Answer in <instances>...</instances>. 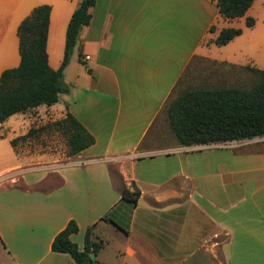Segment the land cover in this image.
<instances>
[{
  "label": "crops",
  "instance_id": "0c3cea01",
  "mask_svg": "<svg viewBox=\"0 0 264 264\" xmlns=\"http://www.w3.org/2000/svg\"><path fill=\"white\" fill-rule=\"evenodd\" d=\"M78 2L0 0V74L19 64L17 27L41 4L51 7L46 50L57 69ZM254 5L230 20L219 14L217 0H97L89 8L75 47L89 55L84 72L62 75L69 91L55 104L15 113L31 120L24 131L14 135L0 126V264H77L51 250L69 220L77 223L70 238L79 249L93 225V240L103 242L100 264L114 258L139 264L137 257L148 255L155 256L152 264H264V144L217 155L206 145L159 143L167 140L162 114L188 69L203 62L216 74L256 67L254 50L264 31L252 30L264 20V0ZM247 16L255 20L251 27ZM224 27L242 33L224 45L212 43ZM83 75L93 82L83 83ZM66 112L94 136L80 153L66 156L65 145L62 157L11 145L30 127ZM216 174L225 188L207 186ZM134 186L140 190L136 202L122 200L123 188ZM105 214L111 221L101 219ZM190 217L199 228L197 234L190 230L196 243L187 251ZM219 232L227 236L223 263L213 259Z\"/></svg>",
  "mask_w": 264,
  "mask_h": 264
},
{
  "label": "trees",
  "instance_id": "16d2710c",
  "mask_svg": "<svg viewBox=\"0 0 264 264\" xmlns=\"http://www.w3.org/2000/svg\"><path fill=\"white\" fill-rule=\"evenodd\" d=\"M97 0H79L69 19L64 53L57 69L50 67L46 50L51 7L41 4L33 7L17 27L20 62L6 68L0 74V126L9 116L25 113L40 105L51 106L58 102L61 93L69 86L63 80V70L78 44V36L90 21L89 8ZM254 0H217L219 14L226 19L245 15ZM254 18L247 16L245 24L254 25ZM214 27H210L213 31ZM242 33L241 28L224 27L211 40L221 46ZM79 56L81 52L78 51ZM257 76L249 88L221 86L215 88H186L171 97L164 111L171 134L175 141L184 146L209 145L228 141H239L264 136V68L245 66ZM48 128L59 132L65 143L66 156L80 153L92 145L94 136L70 112L60 119L38 127H30L22 136L12 138L13 147L26 137L39 136L40 130ZM5 134L0 131V138ZM140 190L134 186L124 187L121 199L135 203ZM111 221L109 214L101 218ZM92 226L84 234L83 249H79L70 236L78 230L75 220H69L51 242V250L67 253L77 264H100L96 255L103 246L101 240H93ZM95 253V258L90 253Z\"/></svg>",
  "mask_w": 264,
  "mask_h": 264
},
{
  "label": "rangeland",
  "instance_id": "374dc122",
  "mask_svg": "<svg viewBox=\"0 0 264 264\" xmlns=\"http://www.w3.org/2000/svg\"><path fill=\"white\" fill-rule=\"evenodd\" d=\"M259 5V0H255V5ZM264 8V7H263ZM237 22V21H236ZM260 28L261 31H264V20H259L256 22V27L252 30H258ZM83 55L78 54V50L75 48L71 54L70 61L68 65L63 70V75L68 78H72L74 73L77 70H83L86 65L90 64V61H86V63L83 61ZM253 64L258 68H264V40L259 45V48H256L254 50V60L252 61ZM210 64L201 63L198 67L192 69H188L185 73V75L181 78L179 81V84L177 85V88L173 91L171 94V97L175 96L178 92H180L183 89L186 88H198V87H205V88H215V87H221V86H240L249 88L257 80V76L252 73L250 70H243V71H236L233 70L232 72H229L227 74H216V73H210L209 69ZM87 73V70L85 71ZM83 83H92L93 81H90L87 79L85 75H83L82 79ZM60 106V105H57ZM42 108H46L45 106H42ZM23 114H15L10 116L6 121L2 123V131L7 130L10 134L17 135L18 133L24 131L27 129L30 125L31 120ZM162 123L160 122V128H162L163 135L166 136V141L159 142L161 144L172 142L174 141V137L170 132V129L167 124L165 111L162 114ZM37 121V120H36ZM51 121H44L40 123L41 125L50 124ZM36 125V124H35ZM38 124V126H41ZM1 131V130H0ZM243 142V141H242ZM248 143H240L237 144V142H224V143H214L210 145H206L203 147H206V150H213L215 154L220 155L222 153H225V151L233 152L235 149L250 145V144H264V136L260 137H254L250 140H246ZM20 147L31 151L32 153L34 151H46L48 153H54L55 156L58 154L59 156H64V140L59 132H57L55 129L48 128L47 130H40L39 136L34 137H26L23 140H19L17 143ZM204 148H200L199 150H203ZM204 149V150H205ZM5 150L4 147L0 144V154L3 153ZM189 150V149H188ZM197 150L196 148L190 149L189 151ZM198 152V151H197ZM207 153V152H206ZM2 156H0V162L2 161ZM54 159V158H52ZM208 159V156H207ZM47 163L50 161H46ZM212 164L214 169H220L217 162V165L213 163ZM223 165V164H222ZM216 167V168H215ZM225 170V169H224ZM220 171V170H218ZM210 184H213L215 190H220L221 188H225L223 178L219 177L217 174L214 175L212 178L207 180V186ZM226 185V184H225ZM196 218L190 217L187 220V248L188 251L195 243L196 239L193 237L194 234H197V230L199 228V225L197 222H195ZM190 230L194 231V234L191 233ZM192 236V237H191ZM227 240V236L223 232H219L218 234V245L213 249V259L219 263L224 262V254L222 251V244ZM189 258V256H187ZM192 258V257H191ZM155 256L154 255H148L144 257H137V261L139 264H152L154 262ZM193 262V261H192ZM113 264H118V259L112 260Z\"/></svg>",
  "mask_w": 264,
  "mask_h": 264
},
{
  "label": "built area",
  "instance_id": "2783aa9c",
  "mask_svg": "<svg viewBox=\"0 0 264 264\" xmlns=\"http://www.w3.org/2000/svg\"><path fill=\"white\" fill-rule=\"evenodd\" d=\"M83 59H84V60L89 59V55H84ZM228 142H231V141H228ZM221 143H224V142H221ZM213 144H214V143H213ZM209 145H210V144H209Z\"/></svg>",
  "mask_w": 264,
  "mask_h": 264
},
{
  "label": "water",
  "instance_id": "95a60500",
  "mask_svg": "<svg viewBox=\"0 0 264 264\" xmlns=\"http://www.w3.org/2000/svg\"><path fill=\"white\" fill-rule=\"evenodd\" d=\"M88 72H90V70H88ZM89 255H90V257H91L92 259L95 258V253L91 252Z\"/></svg>",
  "mask_w": 264,
  "mask_h": 264
}]
</instances>
